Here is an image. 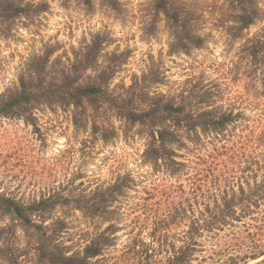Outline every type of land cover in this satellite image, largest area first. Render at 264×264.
Returning a JSON list of instances; mask_svg holds the SVG:
<instances>
[{
    "label": "trees",
    "instance_id": "16d2710c",
    "mask_svg": "<svg viewBox=\"0 0 264 264\" xmlns=\"http://www.w3.org/2000/svg\"><path fill=\"white\" fill-rule=\"evenodd\" d=\"M105 1L120 8L119 0ZM230 2L235 12L228 31L233 38L243 39L242 53L254 65L258 78L259 72L264 74V26L254 35L246 31L264 18V8L259 0ZM154 6L166 17L172 52L190 53L206 45V36L196 31L197 14L189 2L155 0ZM47 7L46 3L0 0V25L9 31L7 22L47 11ZM107 42L97 34L68 63L52 62L54 49L49 48L29 61L15 89L0 93V117L32 122L41 107L72 108L77 127L87 128L92 122L93 131L102 132L106 141L115 131L102 121L109 113L124 122L126 132L144 127L148 136L144 159L153 166L149 178L132 172L120 174L107 185L63 196L60 204L74 202L89 218L112 221L117 210L110 207L124 203L121 199L128 198L130 190L141 187L142 204L137 207L147 220L157 222L152 240H141L132 249L136 264H264V154L257 144L264 137V120L259 122L263 131H252L253 140L234 130L243 112L212 104L208 102L211 96L201 101L209 104L193 108V94L186 95V102L178 101L151 91L147 80L140 77L130 85L115 87L112 81L118 60L108 64L101 60ZM247 137L255 144L248 157L242 152ZM51 199L23 202L0 192V213L10 217L0 228V264L19 263L21 256L13 253L10 238L19 228L30 238L40 264H99V257L114 245L119 226L111 222L83 252L67 251L59 233L45 224L46 213L58 203ZM173 224L184 226L183 232L174 230ZM170 237L181 244L173 242L170 250L165 249ZM164 251L170 254L158 258Z\"/></svg>",
    "mask_w": 264,
    "mask_h": 264
},
{
    "label": "rangeland",
    "instance_id": "374dc122",
    "mask_svg": "<svg viewBox=\"0 0 264 264\" xmlns=\"http://www.w3.org/2000/svg\"><path fill=\"white\" fill-rule=\"evenodd\" d=\"M25 1L46 3L48 9L7 22L9 31L4 32L0 25V93L19 85L20 75L35 55L52 48V62L68 63L101 33L108 40L102 63L118 60L119 64L113 86L130 85L140 77L147 80L151 91L178 101L186 102V95L193 94V108H203L209 103L201 101L211 96L208 102L243 112L242 121L234 129L237 133L253 139V130L261 132L264 74L259 72L256 78L254 65L242 53L243 39L233 38L228 31L235 12L230 0H181L195 10L196 31L207 38L203 48L190 53L171 51L166 17L155 10V0H119V9L105 0ZM259 1L264 8V0ZM263 26L261 18L246 34L254 35ZM36 112L32 122L0 117V192L23 202L42 198L57 201L46 213L47 222L42 223L59 233L60 243L70 253L83 252L97 233L115 222L119 226L116 241L99 257V264H136L132 249L141 240H152L157 222L147 220L137 207L142 204L141 187L130 190L129 197L121 199L124 203L110 207L117 210L112 221L89 218L74 202H60L63 196L107 185L127 172L149 178L153 166L144 159L148 143L144 127L138 125L126 132L124 122L109 113L102 121L110 128L114 126L111 131H115L106 141L102 132L93 131L92 122L87 128L77 127L72 108L41 107ZM249 140L247 137L242 149L247 157L252 156L255 145ZM257 144L264 154V137ZM9 222L10 217L0 213V228ZM172 226L184 230V226ZM10 238L13 253L21 256L18 264H40L22 228ZM173 242L180 245L182 241L170 237L165 249L170 250ZM155 244L160 246L162 242ZM169 254L164 251L157 256L164 259Z\"/></svg>",
    "mask_w": 264,
    "mask_h": 264
}]
</instances>
